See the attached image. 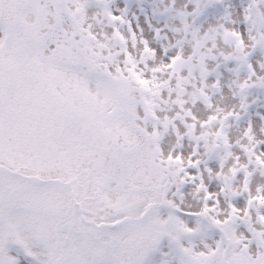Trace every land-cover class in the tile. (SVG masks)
I'll use <instances>...</instances> for the list:
<instances>
[{"label": "snow or ice", "instance_id": "snow-or-ice-1", "mask_svg": "<svg viewBox=\"0 0 264 264\" xmlns=\"http://www.w3.org/2000/svg\"><path fill=\"white\" fill-rule=\"evenodd\" d=\"M0 264H264V0H0Z\"/></svg>", "mask_w": 264, "mask_h": 264}]
</instances>
